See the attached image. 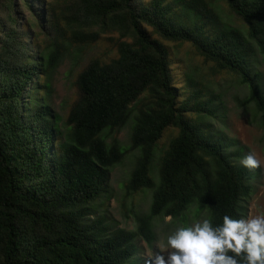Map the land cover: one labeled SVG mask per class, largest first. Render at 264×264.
Returning <instances> with one entry per match:
<instances>
[{
	"label": "trees",
	"instance_id": "1",
	"mask_svg": "<svg viewBox=\"0 0 264 264\" xmlns=\"http://www.w3.org/2000/svg\"><path fill=\"white\" fill-rule=\"evenodd\" d=\"M103 37L114 56L88 60L62 120L42 94L50 76L70 49ZM164 42L189 44L236 76L264 135L255 65L257 55L264 64V0H0V264H137L136 239L151 247L157 218L170 227L190 209L214 225L241 216L254 168L242 166V148L228 151L232 141L203 133L199 121L214 110L198 94L178 104ZM189 112L198 113L195 123ZM130 119L138 155L125 193L151 198L135 231L125 232L91 215L124 157L113 135ZM169 127L177 133L154 162Z\"/></svg>",
	"mask_w": 264,
	"mask_h": 264
},
{
	"label": "rangeland",
	"instance_id": "2",
	"mask_svg": "<svg viewBox=\"0 0 264 264\" xmlns=\"http://www.w3.org/2000/svg\"><path fill=\"white\" fill-rule=\"evenodd\" d=\"M149 0H142L147 4ZM222 4V3H221ZM226 8L222 4V9ZM41 9V8H40ZM23 17L31 22L29 14L23 10ZM232 25L239 27L240 22L234 17L228 16ZM225 17V20H228ZM149 31V29H148ZM40 40V39H39ZM28 43V39L25 38ZM171 63V74L174 85L179 90L178 104L181 105L188 99L189 94H198L202 103L213 108L214 114L204 116L199 121L203 133H218L225 141H232L234 147L242 148L243 156L254 155L258 166L253 169L254 177L251 180V193L241 203L243 210L241 216H254L264 214V135L261 128V115L252 104L244 103L247 89L239 83L236 76L218 71L214 65L203 59L192 49L189 44L178 45L164 42ZM114 56V49L104 37L94 46L88 48L73 47L59 62L49 79V89H45L43 97L47 102L49 111L65 119L70 105L76 97L74 85L77 74L93 57L110 58ZM255 65L261 75V89L264 92V64L260 57L256 56ZM26 104V103H25ZM190 102L189 106H192ZM198 113H186L190 122L195 123ZM131 119L115 135L124 151L122 162L110 170L109 178L100 198L92 203L93 214L91 218L99 215L108 222L112 229H123L125 232H134L136 228L135 216L145 213L148 209L151 193L143 191L132 196H126L125 184L134 165L138 152L130 149ZM177 130L169 127L164 130L157 141L154 152V162L167 146L168 141L175 136ZM242 160V158H241ZM233 163L238 164V162ZM190 209L183 223H176L167 227L169 218L155 219V242L151 247L136 239L138 252L137 264H145V261L157 253L165 251V241L168 234L178 226H185L198 219L202 215L192 212Z\"/></svg>",
	"mask_w": 264,
	"mask_h": 264
},
{
	"label": "clouds",
	"instance_id": "3",
	"mask_svg": "<svg viewBox=\"0 0 264 264\" xmlns=\"http://www.w3.org/2000/svg\"><path fill=\"white\" fill-rule=\"evenodd\" d=\"M241 164L258 166L252 154L243 157ZM165 246L145 264H264V214L223 215L215 225L208 218L198 219L176 227Z\"/></svg>",
	"mask_w": 264,
	"mask_h": 264
}]
</instances>
